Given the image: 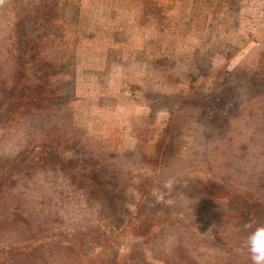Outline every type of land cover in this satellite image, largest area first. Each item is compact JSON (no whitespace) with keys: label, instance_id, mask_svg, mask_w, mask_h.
Instances as JSON below:
<instances>
[{"label":"rangeland","instance_id":"obj_1","mask_svg":"<svg viewBox=\"0 0 264 264\" xmlns=\"http://www.w3.org/2000/svg\"><path fill=\"white\" fill-rule=\"evenodd\" d=\"M260 69L264 0H3L0 84L18 77L51 99L0 124V166L31 168L8 179L5 206L16 199L54 235L39 264H230L244 252L248 230L231 223L242 201L197 187L264 201V93L246 77ZM61 162L128 198L93 200Z\"/></svg>","mask_w":264,"mask_h":264},{"label":"trees","instance_id":"obj_2","mask_svg":"<svg viewBox=\"0 0 264 264\" xmlns=\"http://www.w3.org/2000/svg\"><path fill=\"white\" fill-rule=\"evenodd\" d=\"M34 42L35 39L33 37L27 40L26 44H31L29 46L33 48ZM262 70H254V72L248 73L246 77L249 79L248 88L261 90L264 93V73L261 77L256 75L262 73ZM18 80L19 78L16 77L10 84L8 82H2L0 84L1 125H4V122H9V120L25 110L31 112L33 108H38L39 105L41 106L39 108H42V106L49 107L51 104L49 96L43 94L42 91H36L34 88H30L29 85H26L29 87V90H26L25 86H23L24 83ZM19 162L21 161L15 162V165H10L8 169H5L4 165L0 166V264H39V260L44 259L40 245L45 240L54 237L50 233H45L49 228L48 222L43 220L39 215H31L27 208L19 205L16 199L12 208L5 206L6 195L11 192L9 191L5 194L8 179H14L11 183L15 184L17 178L31 174V168L24 167L20 169L18 167ZM54 168L52 167V169ZM61 169L69 171V174H71V183L76 189L85 191L89 196H96L98 194L97 197L92 198L93 200L98 199L102 202H107V198L112 194L118 196V199L115 198L114 201H120L121 203L128 198L122 190H118L117 192L113 190L114 192H112L108 180L97 169L89 165L80 164L69 167L62 165ZM73 171L75 172L73 173ZM194 183L195 181L190 179L185 183L178 182L177 185L178 187L182 186L181 189L179 188L182 192L187 190L190 185H194ZM185 184L187 185L186 187L184 186ZM216 185L219 187V190L209 189L205 191L200 186L197 187V190L199 194L203 192L202 198L206 201L209 199V202L224 201L233 203L238 202V200L239 202L242 201L240 214L232 217L238 219H232L231 223H236L239 226L242 223L244 225L250 220H255L256 224L254 227L259 224H264V201L262 199L251 193H243L238 190L234 191L225 183H217ZM239 231H237V234H240ZM247 232L249 233V230ZM11 238H15L12 243L9 242ZM3 241L4 244L1 243ZM178 253H180V249ZM182 253L185 254L184 251ZM185 255L187 256L188 253ZM233 255L230 264H251L246 246L244 252L234 253Z\"/></svg>","mask_w":264,"mask_h":264},{"label":"clouds","instance_id":"obj_3","mask_svg":"<svg viewBox=\"0 0 264 264\" xmlns=\"http://www.w3.org/2000/svg\"><path fill=\"white\" fill-rule=\"evenodd\" d=\"M0 3H3V0H0ZM175 185V179L170 178L164 182L163 187L171 191ZM184 186L186 187L187 185L185 184ZM156 196L158 201L163 199V195L161 194H156ZM255 224V220H250L243 225L244 229L249 230L245 246L251 264H264V224H259L254 227Z\"/></svg>","mask_w":264,"mask_h":264}]
</instances>
